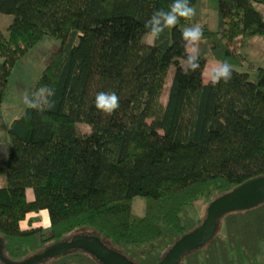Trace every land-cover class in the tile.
Here are the masks:
<instances>
[{"label": "trees", "instance_id": "1", "mask_svg": "<svg viewBox=\"0 0 264 264\" xmlns=\"http://www.w3.org/2000/svg\"><path fill=\"white\" fill-rule=\"evenodd\" d=\"M172 2L0 0L1 11L14 13L0 26V103L17 58L45 34L62 38L33 89L53 88L55 107H26L9 128L8 164L0 166L7 177L0 184V236L9 258L26 259L85 228L139 264H158L202 221L205 214L195 216L191 206L264 174V66L257 78L238 68L256 66L246 46L264 35V9L256 4L264 0H218L219 27L200 24L201 69L188 76L181 70L182 32L193 19H181L157 41L143 39L145 22ZM210 58L232 66L227 84L204 83ZM101 91L119 97L110 117L95 108ZM137 195L148 197L144 214L134 210ZM42 209L50 234L32 221ZM28 217L31 225L23 226ZM154 240L149 252L135 248ZM263 243L264 202L223 215L212 239L178 264H246ZM63 256L60 264H104L84 249ZM0 264L9 263L0 256Z\"/></svg>", "mask_w": 264, "mask_h": 264}, {"label": "rangeland", "instance_id": "2", "mask_svg": "<svg viewBox=\"0 0 264 264\" xmlns=\"http://www.w3.org/2000/svg\"><path fill=\"white\" fill-rule=\"evenodd\" d=\"M257 6L261 9H264V4L261 2H256ZM195 9V15L192 17L195 24H202L208 22L211 28L218 29L219 27V2L218 0H197L193 5ZM14 18V13L4 12L0 10V26L6 28L8 23ZM144 41L150 42V38L147 37L146 33L143 36ZM62 44V38L57 37L52 34H45L38 42L31 46L26 53L19 56L15 63L12 66V71L9 76V89L5 94L3 101L0 103V149H7V155L0 150V166H7L9 154L11 150V136L9 133V128L11 127L14 119L20 116L26 109V105L23 103V95L25 92L29 94L33 91L36 84L40 80L45 67L51 61L53 53L57 50ZM246 51L251 60L256 63V66L249 67L248 65L238 66L240 69H249L251 70V75L254 78L258 76V66H264V35L257 34L256 36L250 39L249 44L246 46ZM219 59L210 58L208 60L207 66H210L212 63ZM221 61V60H219ZM175 72V65H173L169 71V77L167 79V86L163 93V100H166L169 94L170 85L173 80ZM207 79V67L205 70V80ZM83 129L87 130L89 127L85 124L81 125ZM7 180L6 173L0 171V184L5 183ZM28 197L33 199L35 197V192L33 187L28 189ZM147 201L148 197L144 195H137L133 200V207L135 212L144 214L147 210ZM208 198L198 202L196 205L191 206L192 213L195 216H203L208 208L209 201ZM32 215H38L33 218V224H41L46 232V234L52 233L51 230V221L49 213L46 209H42L39 212H32ZM23 226L31 225L28 218L22 220ZM84 229V230H83ZM86 231L85 228L79 229V231ZM95 233H98L95 231ZM71 234V235H72ZM158 242V240L146 242L135 246L136 249H139L141 252H149L153 247V243ZM58 241H53L46 244L43 249H52L57 246ZM110 243V242H109ZM111 244V243H110ZM264 244V243H263ZM264 248V246H263ZM74 250H64L56 253L54 256H50L48 259L39 261H51L56 259L60 264V260L63 255H67ZM89 253L98 258L93 252ZM246 263V262H245ZM74 264V263H73ZM246 264H264V249L263 251L256 255L251 262Z\"/></svg>", "mask_w": 264, "mask_h": 264}, {"label": "water", "instance_id": "3", "mask_svg": "<svg viewBox=\"0 0 264 264\" xmlns=\"http://www.w3.org/2000/svg\"><path fill=\"white\" fill-rule=\"evenodd\" d=\"M264 202V174L252 177L212 200L194 229L183 234L164 253L158 264H178L189 251L210 241L217 231L219 219L226 213ZM79 231L59 240L52 249H42L23 260L9 258L0 236V256L9 264H36L64 250L84 249L93 252L104 264H139L131 255L113 246L93 230ZM58 251V252H57Z\"/></svg>", "mask_w": 264, "mask_h": 264}, {"label": "clouds", "instance_id": "4", "mask_svg": "<svg viewBox=\"0 0 264 264\" xmlns=\"http://www.w3.org/2000/svg\"><path fill=\"white\" fill-rule=\"evenodd\" d=\"M195 15V9L190 0H173L168 10L155 11L145 22L147 37L150 42L160 39L165 30H171L183 19L189 21ZM203 38V28L200 24L186 27L182 32L184 59L181 70L185 76L201 69L200 43ZM232 66L227 61H215L207 66V79L205 84L215 87L221 81L227 84L232 79ZM55 90L47 85L41 86L32 93L25 92L23 103L32 110L43 113L55 107ZM95 108L106 117L112 116L120 107L119 97L115 92H97L94 98ZM7 155V149H0Z\"/></svg>", "mask_w": 264, "mask_h": 264}, {"label": "crops", "instance_id": "5", "mask_svg": "<svg viewBox=\"0 0 264 264\" xmlns=\"http://www.w3.org/2000/svg\"><path fill=\"white\" fill-rule=\"evenodd\" d=\"M259 254H260V253H259ZM253 259H254V258H253ZM253 259H252V260H253ZM247 262H251V261H250V260H248Z\"/></svg>", "mask_w": 264, "mask_h": 264}]
</instances>
